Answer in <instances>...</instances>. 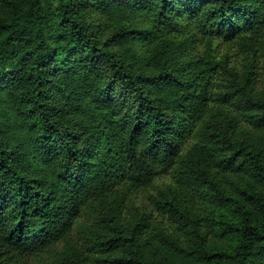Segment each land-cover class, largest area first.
I'll return each instance as SVG.
<instances>
[{
  "label": "trees",
  "instance_id": "trees-1",
  "mask_svg": "<svg viewBox=\"0 0 264 264\" xmlns=\"http://www.w3.org/2000/svg\"><path fill=\"white\" fill-rule=\"evenodd\" d=\"M264 264V0H0V264Z\"/></svg>",
  "mask_w": 264,
  "mask_h": 264
},
{
  "label": "rangeland",
  "instance_id": "rangeland-1",
  "mask_svg": "<svg viewBox=\"0 0 264 264\" xmlns=\"http://www.w3.org/2000/svg\"><path fill=\"white\" fill-rule=\"evenodd\" d=\"M24 261H25V264H36V261L33 258H27Z\"/></svg>",
  "mask_w": 264,
  "mask_h": 264
}]
</instances>
